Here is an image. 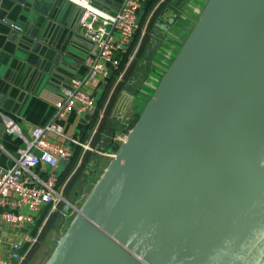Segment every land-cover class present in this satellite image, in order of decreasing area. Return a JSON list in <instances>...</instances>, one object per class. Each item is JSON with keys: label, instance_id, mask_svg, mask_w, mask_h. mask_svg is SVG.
I'll list each match as a JSON object with an SVG mask.
<instances>
[{"label": "water", "instance_id": "obj_1", "mask_svg": "<svg viewBox=\"0 0 264 264\" xmlns=\"http://www.w3.org/2000/svg\"><path fill=\"white\" fill-rule=\"evenodd\" d=\"M248 1H206L83 204L62 196L76 215L45 264H264V0L227 74L156 145ZM173 17L151 25L145 71Z\"/></svg>", "mask_w": 264, "mask_h": 264}, {"label": "crops", "instance_id": "obj_2", "mask_svg": "<svg viewBox=\"0 0 264 264\" xmlns=\"http://www.w3.org/2000/svg\"><path fill=\"white\" fill-rule=\"evenodd\" d=\"M206 1L141 0L138 27L124 52L126 58L135 54L132 72L120 81L97 78L88 82L86 90L94 101L92 109L86 113H66L57 121L64 135L89 144L92 150L74 147L68 161H62L53 168L41 164V176L46 171H53L56 184L64 189L78 172L82 159L87 164L91 163L94 155L111 159V142L116 137L113 139L110 136L120 133L116 127L127 121L126 115L130 111L133 115L142 110ZM121 2L92 0V5L112 12L119 8ZM161 4L164 6L157 13ZM80 13L79 7L66 0H0V18L21 29L15 30L0 23V116L11 120L20 135L5 133L0 117V166L10 167L16 149L24 147V139L30 137L32 128L50 121L66 82L85 75L83 60L93 56L96 49L79 31L77 21ZM173 13L175 17L165 34L166 38L151 56L150 67L145 71L144 50L158 33L155 29L151 40L144 38V48L136 55L145 33L151 32V27L147 31V24L149 20H153L151 25L156 23L151 16L165 21ZM88 156L90 158L86 160ZM46 209L43 208L33 224L23 231L21 243L25 256L19 264L35 263L32 259L36 246L32 243L37 236L41 213ZM17 239V231L0 225V251L7 243Z\"/></svg>", "mask_w": 264, "mask_h": 264}, {"label": "built area", "instance_id": "obj_3", "mask_svg": "<svg viewBox=\"0 0 264 264\" xmlns=\"http://www.w3.org/2000/svg\"><path fill=\"white\" fill-rule=\"evenodd\" d=\"M66 1L81 9L77 26L96 52L83 60L85 75L70 78L61 89L60 102L50 121L32 128L30 137L24 139V147L16 149L10 167L0 166V225L17 231L19 237L0 251V264L22 262L25 256L21 243L23 231L33 224L43 208L52 211L62 200L63 186L57 187L53 171H46L41 176L39 166L43 164L53 168L62 161H68L74 147L92 150L89 144L64 135L57 121L66 113H86L92 109L94 101L86 90L88 82L97 78L107 79L114 72L115 80L120 81L134 59L135 54L127 55L125 63L119 68V57L124 54L138 27L141 0H122L119 8L112 12L94 7L92 0ZM0 23L20 29L4 18H0ZM0 117L5 133L19 135L11 120Z\"/></svg>", "mask_w": 264, "mask_h": 264}, {"label": "rangeland", "instance_id": "obj_4", "mask_svg": "<svg viewBox=\"0 0 264 264\" xmlns=\"http://www.w3.org/2000/svg\"><path fill=\"white\" fill-rule=\"evenodd\" d=\"M131 113L132 112L130 111L129 114L126 115L128 119L127 121L123 122L121 132L117 133V136L114 134L110 136V138L113 139L116 137L111 142L113 145V152L110 153L111 157L115 154V151L130 129L129 125H131L137 119L136 114L132 115ZM88 159L89 158H86V160ZM109 160V157L100 158L98 155H94L91 163H89L87 166L84 165L85 163L81 165L80 162L81 166L78 172L70 179V181L67 183L68 185L65 184L66 187L62 191V196L64 198L70 199V193L72 191L76 192L71 204L75 208L80 207L85 201L94 183L98 180L99 176L107 166ZM81 174H84L83 180L81 178ZM58 185L57 187L59 188L60 186ZM75 215V211L72 208L65 206L62 200L59 201L54 210L49 211L46 209L43 213H41L42 217L40 225L37 227V236L34 237L35 239L32 243L34 247L36 246V251L33 254L35 257L32 259L35 260V263L32 264H45L47 262L54 247L56 246V243L62 237Z\"/></svg>", "mask_w": 264, "mask_h": 264}, {"label": "bare ground", "instance_id": "obj_5", "mask_svg": "<svg viewBox=\"0 0 264 264\" xmlns=\"http://www.w3.org/2000/svg\"><path fill=\"white\" fill-rule=\"evenodd\" d=\"M251 4V0L243 6L241 3L236 17L226 30L220 44L214 46L213 50L215 52L211 59L188 86L172 110L165 124L164 131L157 140L156 145L159 149L163 147L172 130L184 114L204 99L231 68L238 54L241 30L249 14ZM51 261L52 259L47 264H51Z\"/></svg>", "mask_w": 264, "mask_h": 264}, {"label": "trees", "instance_id": "obj_6", "mask_svg": "<svg viewBox=\"0 0 264 264\" xmlns=\"http://www.w3.org/2000/svg\"><path fill=\"white\" fill-rule=\"evenodd\" d=\"M163 6H164V4H161L158 8H157V13H159L160 11H161V9L163 8ZM157 16H151V18H155L154 20H156L157 18H156ZM150 18V19H151ZM153 21V20H152ZM152 21H150L149 20V22H148V24H147V31L150 29V27H151V23H152ZM137 30V29H136ZM146 33H145V35H144V37H143V39L145 38L146 39ZM143 39H142V41H143ZM145 39H144V41L142 42L141 41V44L139 45V48H138V53H136V55H138L139 53H140V51H142V49L144 48V43H145ZM125 54H122L119 58V61H120V64H119V68H121L122 67V64H123V62H124V60L126 59V56H124ZM123 56V57H122ZM121 57H122V59H121ZM134 60V59H133ZM133 60H132V62L128 65V67L126 68V70H125V72H124V74H123V77L124 76H126L127 77V75L128 74H130L131 72H132V66H131V64L133 63ZM122 63V64H121ZM115 73L116 72H114V73H111V75H110V77H109V79H110V81L111 80H113V78H115ZM122 77V78H123ZM121 78V79H122ZM136 116H138V113L136 114ZM137 118V117H136ZM133 124H134V122L131 124V125H129V127L131 128L132 126H133ZM116 128H118L117 130L119 131V132H121V130H122V125L120 126V125H118ZM112 147H113V145H112ZM88 158H90L89 156H88ZM83 163H85L84 165L85 166H87L88 164H87V161H84V159H83V161L81 162V165L83 164ZM80 165V166H81ZM73 192L74 191H72L71 193H70V195H72L73 194Z\"/></svg>", "mask_w": 264, "mask_h": 264}, {"label": "flooded vegetation", "instance_id": "obj_7", "mask_svg": "<svg viewBox=\"0 0 264 264\" xmlns=\"http://www.w3.org/2000/svg\"><path fill=\"white\" fill-rule=\"evenodd\" d=\"M75 195H76V194H74V192H73V194L69 196L70 199H67V198H65V199H66L68 202H70V204H71L72 199L75 197Z\"/></svg>", "mask_w": 264, "mask_h": 264}]
</instances>
